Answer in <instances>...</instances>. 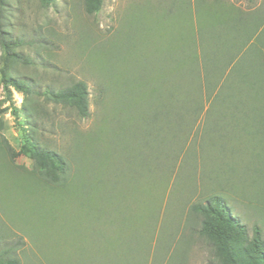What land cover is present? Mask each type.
<instances>
[{"label":"rangeland","instance_id":"rangeland-1","mask_svg":"<svg viewBox=\"0 0 264 264\" xmlns=\"http://www.w3.org/2000/svg\"><path fill=\"white\" fill-rule=\"evenodd\" d=\"M0 21L22 41L30 63L13 74L32 91L6 99L0 86V251L19 264H217L191 209L212 194L264 238V0H102L91 14L83 0H7ZM190 52L199 118L173 102L187 123L163 122L138 150L139 96L161 66L180 87L195 82ZM77 80L85 118L44 95ZM25 137L65 158L58 188L10 155Z\"/></svg>","mask_w":264,"mask_h":264},{"label":"trees","instance_id":"trees-1","mask_svg":"<svg viewBox=\"0 0 264 264\" xmlns=\"http://www.w3.org/2000/svg\"><path fill=\"white\" fill-rule=\"evenodd\" d=\"M52 1L40 0L43 6L49 5ZM6 2L7 0H0V18L4 16ZM83 5L88 14L95 13L101 8L102 0H83ZM201 12L198 10L199 19L197 20H200ZM248 37L246 36V38ZM189 41L196 43L195 36L194 39L190 36ZM21 46L22 41L7 30L5 22L1 23L0 21V49L2 52V56H0V86L6 99H10L12 89L24 94V96L32 92L28 80L13 74L16 64L30 63V59L18 50ZM197 65L196 53L191 54L190 52V56H186L184 63L187 68V73L184 75L190 74L195 78V82L193 81L191 84L192 80L187 79L186 81L189 83L187 87L179 86L180 84L177 82L181 78L179 80L172 79L173 75L178 73L173 67H171L172 70H169L170 67L161 66L159 67L161 71L154 74L155 82L139 96L138 100L144 102V104L140 103L141 105L138 107V111H140L138 123L144 121L143 128H138V150L145 148L150 143V138L153 139L160 134L159 129L164 124L163 122L179 123V120L181 121V118L175 116L177 113L172 108L173 102L178 103L179 101L181 110H187V104L190 106L189 112L191 110L194 112V115L188 118L191 122L195 123L199 118L200 112L203 110L200 103L205 98L203 80L196 73ZM214 77L216 76L214 75ZM181 81L183 82V80ZM206 82V99L212 101L217 97L219 98L217 93L219 89L214 91L217 83L213 80L210 81V79ZM178 94L181 95L182 100L179 99ZM44 95L46 100L73 108L82 118L89 114V93L86 83L82 80H77L57 90L47 89L44 91ZM230 95L231 92L229 95H225L223 100L228 101ZM186 119L187 117L182 121L186 122ZM179 124L182 125V123ZM149 134L151 135L150 138H148ZM7 150L13 157L24 155L31 159L38 176L43 181L51 182L56 188L64 180L67 171L65 158L54 150L38 145L30 137H25L17 151H13L10 146H7ZM191 209L200 217L199 234L212 246L217 257V264H264V238L261 228L254 225L251 228V234H249L246 225L236 215L232 214L228 202L223 196L212 194L205 201L192 204ZM0 264H19V260L5 249L0 251Z\"/></svg>","mask_w":264,"mask_h":264}]
</instances>
